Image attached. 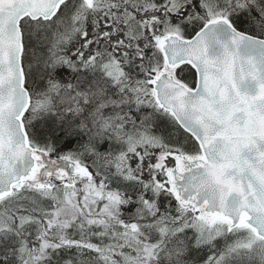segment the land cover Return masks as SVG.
<instances>
[{"label":"snow or ice","instance_id":"1","mask_svg":"<svg viewBox=\"0 0 264 264\" xmlns=\"http://www.w3.org/2000/svg\"><path fill=\"white\" fill-rule=\"evenodd\" d=\"M0 264H264V0H0Z\"/></svg>","mask_w":264,"mask_h":264}]
</instances>
